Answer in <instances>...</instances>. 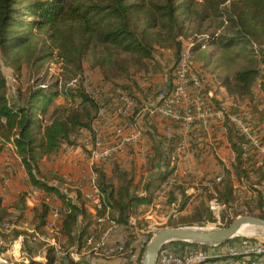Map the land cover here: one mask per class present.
<instances>
[{
	"label": "trees",
	"instance_id": "obj_1",
	"mask_svg": "<svg viewBox=\"0 0 264 264\" xmlns=\"http://www.w3.org/2000/svg\"><path fill=\"white\" fill-rule=\"evenodd\" d=\"M189 30L194 33L196 42L192 53L212 43L226 50L236 44L252 42L254 52L259 55L264 52V0H0V153L6 144H13L31 184L57 195L69 209L62 223L67 247L80 249L83 246L92 223L91 214L84 206L82 193L76 191L74 198L68 189L50 185V179H62L56 172L43 173L40 163L57 154L65 144L75 145L82 130H92L100 105L85 87L84 73L87 70L99 73L109 85L131 89L135 100L139 96L134 90H144L142 77L159 73L167 78L162 88L167 91H161L169 92L184 43L182 37H189ZM167 54L173 56L167 58ZM54 59L61 62L65 81L47 84V65ZM3 63L13 70L16 78L22 80L24 76L26 79V85L19 84L12 99ZM249 63L248 67L211 84L205 74L198 71L206 87H214L220 95L216 100L218 105L227 102L235 109L245 104L264 103V56ZM258 81L260 94L255 95ZM132 118L137 123L135 114ZM144 130L153 141L147 176L142 175L137 180L134 168L129 170L120 163L114 165L111 177L104 168L96 169L104 209L110 207V217L127 227L128 247L136 240V229L142 224H131V217L138 213L141 205L154 201L175 171L171 140L154 128ZM235 150L238 154L233 170L241 173V151ZM231 174L227 170L221 182L205 188L198 202L193 204L195 223L205 225L213 221L215 217L209 205L213 198L227 207L237 202L239 196ZM179 188L182 210L188 197L181 186ZM25 196L26 192L20 194L13 204L20 217L24 214ZM168 201H175V196L170 194ZM258 203L256 215L264 218L261 195ZM33 211L34 232L43 233L50 206L42 200ZM243 213H254V210L248 208L245 212H236L235 216ZM10 217L0 195V225L6 221L13 223L8 220ZM233 219H228L226 226ZM185 224L192 225L193 220L171 223L172 226ZM21 234L25 237V246L32 235L27 231L13 228L10 241ZM174 243L182 244L183 251L187 245H199L186 241ZM139 253L138 264H141L144 248ZM31 264L41 263L31 259ZM44 264H56L54 247L47 249Z\"/></svg>",
	"mask_w": 264,
	"mask_h": 264
},
{
	"label": "crops",
	"instance_id": "obj_2",
	"mask_svg": "<svg viewBox=\"0 0 264 264\" xmlns=\"http://www.w3.org/2000/svg\"><path fill=\"white\" fill-rule=\"evenodd\" d=\"M169 56L171 57L170 54ZM221 80H215L213 78H211V80L208 79L210 84L213 82H220ZM158 81L159 83L155 85V87L154 84L150 87V83L144 82L143 92L137 89L134 90L135 95L139 96L136 100L137 111L135 115L137 117V126L142 127V129L140 128L142 132L140 141L137 144L127 145L123 153L113 159L105 161L101 167L105 169L107 175L110 177L113 174L114 165L116 163H120L129 170L134 168L137 180H139L142 175L147 176L149 159H147L142 152L145 150L153 155V141L151 136L145 132L144 128H154L157 132L164 135L167 140H171L174 148L181 141L186 143V148L180 155L181 158L174 164L175 171L173 175L181 181L179 180V184L171 188L170 194L175 196V201L172 203L169 201H156L155 196L153 203L141 205L139 207L138 213L130 219L131 224L136 225L138 222L142 223L143 221L153 225L156 223L159 224L162 220L169 219V215L165 216L167 212L165 209L168 210L172 208L171 210L173 211V207L176 205L175 203H181L182 193L179 188L180 186L184 190V194L188 197L182 211L187 210L189 206L198 202L199 197L203 194L199 192V186L212 184L214 178L220 174L224 178L227 170L232 173L231 177L235 191L237 192L238 189L240 193L242 191V194L247 195V197L244 198V195L241 194L237 202L242 205V208H250L254 211H258V200L260 199V195L264 202V188H262L259 180V169L255 167L256 157H258V155L256 154L254 146L249 144L248 138L243 136L229 120V115H239L247 120L253 121L254 133L262 135L264 134V103L262 102L252 106L251 104H245L235 109L230 107L227 102L222 103L220 106L216 102L217 99H220V95L216 93L215 88L206 87L211 94L214 107L218 110H222L224 115L222 117H201L196 120L190 128H186L184 125L172 124L168 119L159 115L155 116L141 111L145 104L157 99L158 93L161 90L167 91V89H162L167 83V78L162 76L161 80L158 79ZM249 114H252L251 119H249ZM120 120L121 119L115 118L113 122L118 123ZM105 129L109 131L111 125L106 124ZM91 136V131L87 129L82 130L76 138L75 145L65 144L57 154L44 158L40 163V168L43 173L58 172L59 175L61 174L69 177L71 182L68 183L67 189L70 191V196L74 198L76 191L85 192L90 188V164L88 154L92 146L90 143ZM0 145H2L1 142ZM235 148L241 151L243 170L241 173H236L235 170H233L238 154ZM8 152L14 154L16 159L6 157ZM244 164L248 166V168H255L259 173L258 179H254L249 175L247 169L245 170L243 167ZM3 175L5 176L4 179ZM78 184H81V187H79ZM25 192L24 214L20 217L19 210L13 207V204H15L19 195ZM0 195L3 199V205L8 208L12 218L15 219V221H13L15 229L27 231L32 234L27 240V242L32 244H36L40 239L38 235L39 232H34L35 226L33 222V209L35 205H38L36 197L40 196L42 200L55 199L56 205H63L62 200L55 194H48L42 191L35 192L34 186L31 184L28 174L21 163L20 157L16 153L14 145L11 143L6 144L0 153ZM9 203L11 204L8 206ZM180 203L178 205H180ZM158 214H160L161 217ZM59 222L58 224L62 228L63 221ZM95 228V222L92 220L88 233L95 230ZM136 230L138 231L137 236L144 232V229L141 227ZM43 231V233H45L47 227ZM63 238L64 239H61V243L66 244L67 238ZM24 240L25 237L21 234L13 240V242H16V245L18 243L23 245ZM174 242L177 241H173V244L171 243L174 250L182 252V244ZM239 242L240 240H233L216 246H205L203 244L187 245L184 250L193 247L204 250L209 255V259L205 264H242L241 261H244L245 256L234 257L228 255L229 247L232 245L237 246ZM70 249H73L72 246H70ZM73 250L74 256H69L68 261L64 259L59 264H131L123 255L107 256L103 252L92 251L89 248ZM133 264H138V262Z\"/></svg>",
	"mask_w": 264,
	"mask_h": 264
},
{
	"label": "built area",
	"instance_id": "obj_3",
	"mask_svg": "<svg viewBox=\"0 0 264 264\" xmlns=\"http://www.w3.org/2000/svg\"><path fill=\"white\" fill-rule=\"evenodd\" d=\"M194 45V42L189 46L183 43L174 69L172 88L169 92L160 91L156 100L148 102L142 107V112L155 116L159 115L168 119L172 124L184 125L186 128H190L201 117H222L224 115L222 110L214 107L210 92L206 89L205 83L197 69L192 65L191 50ZM84 85L99 103L100 109L91 130L92 136L90 143L92 146L88 154L90 188L85 192L80 191L85 201L84 206L91 214V219L95 222L96 228L86 235L81 248H89L92 251L103 252L107 256L123 255L133 264L138 262L140 250L143 248L145 250L152 236H150L149 232L144 231L136 237L132 246L128 247L129 233L127 227L125 224L119 223L110 217V207L104 209V195L98 184V173L96 169L101 167L105 161L113 159L123 153L127 145L137 144L140 141L142 132L136 122H133L132 118L135 114L137 101L129 91L121 89L117 90L113 98L104 102L102 96L98 94V90L88 88L85 77ZM115 118L121 120L115 123L113 122ZM251 118L252 114H249V119ZM229 120L243 136L248 138L249 144L254 146L256 154L258 155L256 157L255 167L259 169V180L262 188H264V134L254 133V122L242 116L229 115ZM106 124L111 125L109 131L105 129ZM185 148L186 143L184 141L179 142L175 146L171 155L172 164H175L181 158L180 155L184 152ZM143 153L147 159L153 156L145 150ZM243 167L245 170L247 169L252 178L258 179L259 173L255 168H248L245 164ZM60 177L62 181L57 178H52L48 183L67 190V185L71 180L65 175L60 174ZM222 178L223 176L220 174L214 178L212 184L221 182ZM178 184L179 180L176 176L173 174L170 175L158 191L155 200L168 202L171 188ZM212 184L199 186V192L203 193L205 188H210ZM78 185L81 187V184ZM34 190L35 192H45V190L37 186H34ZM46 201L50 206V213L46 225L47 231L45 233H38V235L40 240L46 241L48 243L47 245L55 248L56 263L59 264L64 259L68 261L69 256H74L73 249L81 250V248L77 249L72 246L73 249H70V247L65 249L60 246L61 239H64V236L62 228L58 223L64 220L69 209L64 204L58 206L51 203L50 200ZM209 205L213 215L220 219L219 210L225 205L220 203L217 198H213ZM13 228H15V224L8 221L0 225V244L3 245L7 240L10 241ZM170 244L171 242L166 243L160 249L156 264H205L209 259L208 253L204 250L193 247L182 252H177ZM23 247L25 246L23 245ZM228 255L234 257L245 256L244 261H241L242 264H264V240L249 237L241 239L237 246L232 245L229 247ZM45 259L46 255L44 257Z\"/></svg>",
	"mask_w": 264,
	"mask_h": 264
},
{
	"label": "rangeland",
	"instance_id": "obj_4",
	"mask_svg": "<svg viewBox=\"0 0 264 264\" xmlns=\"http://www.w3.org/2000/svg\"><path fill=\"white\" fill-rule=\"evenodd\" d=\"M188 32L190 34L192 33V31L190 30ZM193 35L194 33L191 34L189 37H186V36L182 37L184 45L189 46L193 42L196 44V42L193 39ZM203 37L204 36H202L201 38ZM207 37L208 35H205V38ZM262 47L264 48V45ZM172 56L173 55H171V57ZM262 56H264V52H261L259 55H257L254 52L252 42L236 44L234 46H231L230 48H227L226 50L222 48L219 44L217 45L215 43H212V44L205 45L203 48H198L197 50H195L191 54V62L193 66L197 69V71H201L206 75V78L210 80L211 78L215 80H221V79H224L225 76L232 74L236 70H240L245 67H248L250 64L249 61H251L252 59H256V58L260 59L262 58ZM168 57L170 56L167 54V58ZM171 65L169 67H171ZM262 66L264 67V64ZM2 68L8 79V82H7L8 94H9V97L12 99L14 98L16 94L15 92H16L17 86L19 84L26 85V79H24L25 78L24 76L22 77V80L16 78L13 70H11L5 63L2 64ZM62 70L63 69H62L61 62L57 61L56 59L49 62L47 65V71L45 69L46 71L45 79H47L45 83L48 84L50 82L52 83L55 81L64 82L65 80L63 76L61 75ZM84 74H85L84 76L88 83V88H93L95 90H98V94L102 96V98L104 99V102L110 100V98H113L117 90L125 89L124 87L122 88L117 87L113 83L109 85V83L105 81L103 77L99 75V73L97 75L87 70ZM161 77L162 75L159 73H151L150 75H144L141 80H144V82L151 83L152 85L154 84V87H155V85L159 83L158 79L161 80ZM127 91L130 92L131 89H128ZM254 92H255V95L260 94V81H258L257 84L255 85ZM6 157H9L11 159L12 158L16 159L14 154H12L11 152H8ZM4 178L5 176L3 175V179ZM237 194L240 197V195L242 194V191L240 193L239 190L237 189ZM242 195H244V198L247 197L246 194H242ZM36 199L38 201V205L34 204L35 207L39 206V204L42 202V199L40 196L36 197ZM181 201H182V198H181ZM50 202L55 204L56 200L51 199ZM179 203L178 202L175 203L176 205L173 207V211L171 210L172 208H169L168 210L165 209L167 211L165 216L169 215L171 219L170 218L165 219V220H162L159 224L156 223L153 225H150L147 222L145 223L142 221L141 228H143L145 232H149V234L150 235L152 234L151 236H153L159 229H162L165 227H172L171 223L172 224L191 223L192 220H193L192 225H196V226L222 227V226H226V222L228 221V219L236 218L239 216V215L235 216L236 212H239V211L245 212L246 209H248V208H242L241 207L242 205H240L239 202H236L231 207H227L225 205L223 208L219 210L220 219L216 218L214 215L215 218L213 219V221L208 222L205 225H199L198 223L194 222L195 221L194 220L195 211H194L193 205L189 206L187 210L182 211L180 209L181 206L178 205ZM10 204L11 203H9L8 206ZM179 209L180 211H178ZM256 213H258V211H254V213H250V214L256 215ZM243 214H246V213H243ZM243 214H240V215H243ZM158 215L161 217L160 214ZM8 220L15 221V219L12 217L8 218ZM185 225H190V224H185ZM248 237L254 238L257 240H264V236L256 232L255 233H245V232L239 233V235L235 236L231 240L232 241L241 240V239L248 238ZM47 244L48 243L46 241L39 239V241L36 244L27 242L25 247H23L22 244L18 243L16 245V242L7 240V242L3 243V245L0 244V258H4L13 263H27V264H31V259H32L34 260V262L44 264L46 262V259L44 260V257L47 253V249L50 247ZM60 246H62V248L68 249V247L65 244L60 243Z\"/></svg>",
	"mask_w": 264,
	"mask_h": 264
},
{
	"label": "water",
	"instance_id": "obj_5",
	"mask_svg": "<svg viewBox=\"0 0 264 264\" xmlns=\"http://www.w3.org/2000/svg\"><path fill=\"white\" fill-rule=\"evenodd\" d=\"M249 226L254 227L258 234L264 236V218L252 214L239 215L228 226L222 227L181 225L159 229L146 245L141 264H156L160 249L166 243L186 241L203 245H221ZM0 264L27 263H13L0 258Z\"/></svg>",
	"mask_w": 264,
	"mask_h": 264
},
{
	"label": "bare ground",
	"instance_id": "obj_6",
	"mask_svg": "<svg viewBox=\"0 0 264 264\" xmlns=\"http://www.w3.org/2000/svg\"><path fill=\"white\" fill-rule=\"evenodd\" d=\"M258 233V231H257V229H255L254 227H251V226H249V227H246V228H244V229H242L241 231H239V233H243V232H245V233Z\"/></svg>",
	"mask_w": 264,
	"mask_h": 264
}]
</instances>
